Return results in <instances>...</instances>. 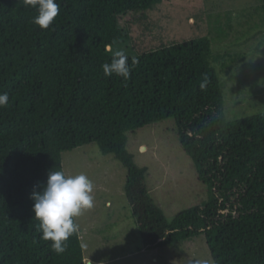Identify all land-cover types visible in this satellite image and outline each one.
<instances>
[{
    "label": "trees",
    "instance_id": "trees-1",
    "mask_svg": "<svg viewBox=\"0 0 264 264\" xmlns=\"http://www.w3.org/2000/svg\"><path fill=\"white\" fill-rule=\"evenodd\" d=\"M56 2L58 16L42 29L35 8L0 0V93L9 95L0 108V264H86L78 230L59 255L41 238L31 193L63 171V152L89 143L126 170L125 197L146 249L202 234L214 264H264V112L226 119L211 62L225 72L229 61L199 36L129 56L127 80L105 76L102 65L128 38L119 19L161 0ZM258 8L264 29V0ZM168 119L210 194L171 220L127 150L129 136Z\"/></svg>",
    "mask_w": 264,
    "mask_h": 264
},
{
    "label": "rangeland",
    "instance_id": "rangeland-1",
    "mask_svg": "<svg viewBox=\"0 0 264 264\" xmlns=\"http://www.w3.org/2000/svg\"><path fill=\"white\" fill-rule=\"evenodd\" d=\"M260 3L261 0H161L153 10L129 13L119 19L122 27L127 26L128 38L115 52L123 51L129 57L199 36L208 37L214 54L229 61L225 72L221 63L211 62L221 82L226 119L264 112ZM236 65L238 71L234 74ZM127 150L137 166L146 168L147 188L167 219L209 200V188L198 180L192 159L181 148L173 120L138 130L128 137ZM61 165L66 175L84 173L93 182V207L75 218L85 261L214 264L202 234L150 250L144 247L124 193L126 170L112 156L101 154L94 143L63 152Z\"/></svg>",
    "mask_w": 264,
    "mask_h": 264
},
{
    "label": "clouds",
    "instance_id": "clouds-1",
    "mask_svg": "<svg viewBox=\"0 0 264 264\" xmlns=\"http://www.w3.org/2000/svg\"><path fill=\"white\" fill-rule=\"evenodd\" d=\"M23 3L25 7L37 10L33 23L42 29H48L53 24L60 10L56 0H23ZM128 60L123 51H116L111 62L102 65L104 75L129 79L132 68ZM136 62L133 60V64ZM8 102V93H0V108L6 107ZM93 187L92 180L84 173L66 175L63 171H50L42 189L31 193L34 216L40 222L41 238L52 242L51 248L56 254L66 251L67 242L77 232L75 218L93 207Z\"/></svg>",
    "mask_w": 264,
    "mask_h": 264
},
{
    "label": "crops",
    "instance_id": "crops-1",
    "mask_svg": "<svg viewBox=\"0 0 264 264\" xmlns=\"http://www.w3.org/2000/svg\"><path fill=\"white\" fill-rule=\"evenodd\" d=\"M87 261H89V262L91 263V261H90V260H87Z\"/></svg>",
    "mask_w": 264,
    "mask_h": 264
}]
</instances>
